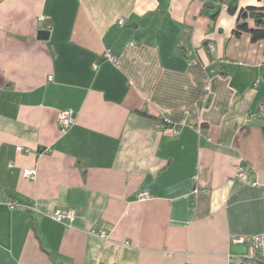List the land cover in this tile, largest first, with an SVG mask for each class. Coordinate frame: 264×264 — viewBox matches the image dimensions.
Listing matches in <instances>:
<instances>
[{"label":"crops","instance_id":"0c3cea01","mask_svg":"<svg viewBox=\"0 0 264 264\" xmlns=\"http://www.w3.org/2000/svg\"><path fill=\"white\" fill-rule=\"evenodd\" d=\"M228 5L264 0L0 1V264H231L264 234V41Z\"/></svg>","mask_w":264,"mask_h":264},{"label":"built area","instance_id":"2783aa9c","mask_svg":"<svg viewBox=\"0 0 264 264\" xmlns=\"http://www.w3.org/2000/svg\"><path fill=\"white\" fill-rule=\"evenodd\" d=\"M124 23H125V19L120 18L119 24L124 25ZM210 48L214 49V45H210ZM105 57L109 59L110 61H113V62L116 61V58L111 51H107L105 53ZM94 68L96 69L97 66L95 65ZM205 88L207 90H210L209 85H206ZM75 121H76V118H75L73 110L63 111L59 115V123L63 129H69L71 126L75 124ZM157 126L159 128L162 127V125L160 124H158ZM176 133H177V130L173 129L172 134L175 135ZM20 149L22 148L20 147ZM24 176L30 179H35L37 176V173L34 170L27 169L24 171ZM245 178L246 176H245L244 168L240 165L237 168L235 177L232 178L229 182L234 181V179L243 180ZM149 196L150 194L148 192H143L140 195L141 199L143 200L148 199ZM10 205L11 207H14L16 204L15 202H11ZM26 208L30 210H36L35 206H26ZM51 217L57 222L71 224L75 218V215L72 210H63L62 208H58L52 213ZM91 233L98 234L102 237L107 236V233L105 231H101L98 233L95 230H92ZM230 241H231V244H244L247 247L246 252L231 253L229 255L231 264H256L259 261H264V234L250 235V236L232 235Z\"/></svg>","mask_w":264,"mask_h":264},{"label":"trees","instance_id":"16d2710c","mask_svg":"<svg viewBox=\"0 0 264 264\" xmlns=\"http://www.w3.org/2000/svg\"><path fill=\"white\" fill-rule=\"evenodd\" d=\"M219 2L225 3L226 0H218ZM214 3L205 1L203 8H213ZM227 10L232 15H237L236 26L233 30V34L236 37L242 36L244 33H248L251 37L252 42L264 41V7L259 5H248L245 7H238L237 5H228ZM220 13L217 10L213 13L212 18L216 19ZM210 47V45H209ZM215 48V47H214ZM211 49V48H210ZM144 115H149L147 111H142ZM158 124L162 125L163 128H168V122L165 118H161ZM29 212L32 210L28 209ZM30 221L33 228L38 232L37 223L35 217L30 215ZM264 262V261H261Z\"/></svg>","mask_w":264,"mask_h":264},{"label":"water","instance_id":"95a60500","mask_svg":"<svg viewBox=\"0 0 264 264\" xmlns=\"http://www.w3.org/2000/svg\"><path fill=\"white\" fill-rule=\"evenodd\" d=\"M38 38L41 40H46L49 38V30H40L38 33Z\"/></svg>","mask_w":264,"mask_h":264}]
</instances>
